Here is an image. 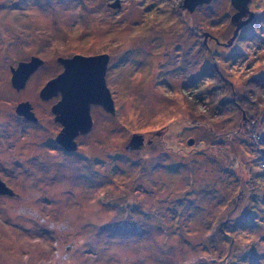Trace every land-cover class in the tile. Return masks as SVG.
<instances>
[{
    "label": "rangeland",
    "instance_id": "obj_1",
    "mask_svg": "<svg viewBox=\"0 0 264 264\" xmlns=\"http://www.w3.org/2000/svg\"><path fill=\"white\" fill-rule=\"evenodd\" d=\"M247 8L231 42V0H0V264H264V0ZM77 55L109 57L115 115L93 105L68 154L40 93Z\"/></svg>",
    "mask_w": 264,
    "mask_h": 264
},
{
    "label": "water",
    "instance_id": "obj_2",
    "mask_svg": "<svg viewBox=\"0 0 264 264\" xmlns=\"http://www.w3.org/2000/svg\"><path fill=\"white\" fill-rule=\"evenodd\" d=\"M209 1L184 0V6L189 11H192L196 5L202 2L208 3ZM231 2L237 9L241 8V11L238 10L239 12L232 17V21L236 23L234 36L230 40L232 42L238 30L253 18V13L247 8L249 0H231ZM236 2L240 5L238 6ZM116 5L118 6L119 3L116 2L112 7ZM243 15L248 16L247 20L238 22ZM58 61L64 65L63 72L47 83L42 89L40 96L47 99L57 94L58 90H61L62 101L53 107V112L55 115L61 114L60 118L64 121L66 132L64 144L67 146V144L72 145L74 143L72 137L78 129L90 128L89 105L91 103H98L113 113V102L109 98V93L104 82V74L108 62L107 55H77L71 59L59 58ZM40 64L41 60L36 58H33L30 63H20L18 69L12 70V85L17 89L23 88L30 74ZM22 105L23 107H27L28 104ZM88 129H85V131H88ZM0 194L13 195L12 190L7 188L1 180Z\"/></svg>",
    "mask_w": 264,
    "mask_h": 264
},
{
    "label": "flooded vegetation",
    "instance_id": "obj_3",
    "mask_svg": "<svg viewBox=\"0 0 264 264\" xmlns=\"http://www.w3.org/2000/svg\"><path fill=\"white\" fill-rule=\"evenodd\" d=\"M108 60H109V57H108ZM59 64H61L60 61H59ZM108 71H109V69H108V64H107L106 70H105V74H104V82H105L106 87H107V83L109 84V82H110V80L108 78ZM60 74L61 73H59V75ZM59 75L57 74V76H59ZM109 94H110V92H109ZM52 97H55L56 100H55V103H53L50 106V111L53 114V123H54V125L58 126V130L53 135V137H51L49 145H51V147H55V149H59L60 151H63V152L68 153V154H71L74 150L76 151L78 149V140L81 137H84V136L88 135L93 130L94 120L92 119V115H91L92 106L93 105H98L99 107H101L103 109H104V107L102 105L98 104V103H91L89 105V116H90V123H91V126L89 128L90 130L89 131H85V129H88V128H85V129H81L80 128V129H78L77 132H75L74 136L72 137V141L74 142L72 145H74V146L69 145L67 143H66L67 146H65V144H64L65 140L64 139H65L66 132H65V128H64V126H65L64 125V121L61 120L62 118H60L61 114L55 115L54 112H53V107L62 101V92H61V90H58L57 94L51 96L49 99H51ZM110 98H111V94H110ZM49 99H44V100L48 101ZM22 104L23 103H20L17 106V109H16V112H17L19 118L23 119V121H26L28 123H36L37 122V117H36V114H35V111H34L35 109L33 110L32 107L29 106V105H27V107H23ZM112 115H115V114L112 113ZM136 144L138 145V141L136 142Z\"/></svg>",
    "mask_w": 264,
    "mask_h": 264
},
{
    "label": "trees",
    "instance_id": "obj_4",
    "mask_svg": "<svg viewBox=\"0 0 264 264\" xmlns=\"http://www.w3.org/2000/svg\"><path fill=\"white\" fill-rule=\"evenodd\" d=\"M178 2L180 1V3H181V0H177ZM256 19V18H255ZM255 19H252L253 21L255 20ZM238 32H239V30H238ZM238 34V33H237ZM237 36V35H236ZM236 38V37H235ZM262 80V79H261ZM259 81H260V78H255L254 79V82L256 83L255 85H253L254 87H255V89L257 88V87H260L261 86V84L259 83ZM263 81V80H262ZM224 97H222V98H220V96H216L215 98H214V101L215 100H218V103L220 102V103H223V102H225L224 101V99H223ZM223 99V100H222ZM233 104V103H232ZM250 104H252L251 102H249L248 101V107H249V105ZM234 108H238V109H240L243 113H244V115L246 114L247 115V109H243L242 108V106L240 107V103H234L233 105H232ZM237 106V107H236ZM247 107V108H248ZM242 108V109H241ZM225 112V111H224ZM263 115H264V112L262 113Z\"/></svg>",
    "mask_w": 264,
    "mask_h": 264
},
{
    "label": "bare ground",
    "instance_id": "obj_5",
    "mask_svg": "<svg viewBox=\"0 0 264 264\" xmlns=\"http://www.w3.org/2000/svg\"><path fill=\"white\" fill-rule=\"evenodd\" d=\"M62 64V63H61ZM63 68H64V65L62 64Z\"/></svg>",
    "mask_w": 264,
    "mask_h": 264
}]
</instances>
